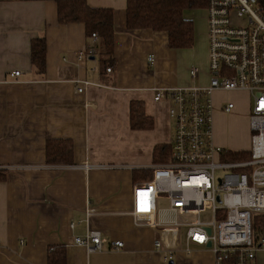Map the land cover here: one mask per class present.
Segmentation results:
<instances>
[{"label":"crops","instance_id":"crops-1","mask_svg":"<svg viewBox=\"0 0 264 264\" xmlns=\"http://www.w3.org/2000/svg\"><path fill=\"white\" fill-rule=\"evenodd\" d=\"M87 4L114 12L111 73L100 62L99 46L96 57L87 56L95 42L85 24H61L53 0H0V264H49L50 248L60 246L65 264H169L155 247L164 233L133 217V188L144 181L135 182L134 171L157 165L158 146L171 151L170 103L155 102V90L208 84L207 15L195 11L206 18L202 29L194 23L191 49L198 59L187 70L179 64L191 49H170L164 32L128 29L127 0ZM39 38L47 42L43 76L31 63V44ZM193 68L201 72L197 79L190 75ZM83 81L99 86L79 94ZM133 102L152 128H132ZM221 105L215 101L214 138L226 148L221 125L232 114ZM245 121L250 133L249 116ZM56 140L73 143L72 164H47L48 142ZM89 232L106 240L102 252L74 244ZM181 237L174 264H215L209 249L193 247L186 254L185 232ZM115 242H123V249L115 250ZM255 264H264V251Z\"/></svg>","mask_w":264,"mask_h":264},{"label":"built area","instance_id":"built-area-1","mask_svg":"<svg viewBox=\"0 0 264 264\" xmlns=\"http://www.w3.org/2000/svg\"><path fill=\"white\" fill-rule=\"evenodd\" d=\"M204 11L208 84L155 90V102L170 103L174 137L167 162L150 169L151 179L135 184L132 214L137 224L164 233L155 247L166 253V262L182 247L185 232L188 255L197 247L211 250L215 264H255L257 253L264 251V227L254 234L255 218L264 217V10L260 0H209ZM92 39L88 57L98 55V34ZM200 74L197 68L190 72L193 79ZM95 85L78 82L77 92ZM234 92L248 93L252 100L251 148L246 158L236 160L214 138V96ZM221 109L232 114L236 105L224 103ZM207 212L211 220L203 221ZM105 243L100 232L74 239L88 253L102 252ZM123 247L114 243L115 250Z\"/></svg>","mask_w":264,"mask_h":264},{"label":"trees","instance_id":"trees-1","mask_svg":"<svg viewBox=\"0 0 264 264\" xmlns=\"http://www.w3.org/2000/svg\"><path fill=\"white\" fill-rule=\"evenodd\" d=\"M58 6V18L61 24L82 23L86 26L88 38L99 36L100 62L107 68H113L114 12L110 9H94L87 0H53ZM209 0H127V27L130 31L151 30L168 34V46L172 50L193 48L195 44L194 22L185 18L188 11H204ZM264 10V0H260ZM47 42L44 38L35 39L31 44V63L39 76L46 73ZM132 128H152V122L145 118L140 103H132ZM74 146L70 141H49L47 146V164L70 165L73 163ZM170 155L168 146H158L154 154L155 164H164ZM247 153L234 152L229 155L233 160L246 158ZM151 171H134V180L151 179ZM264 227V217H256L254 234L258 236ZM65 247H52L49 250V264H65Z\"/></svg>","mask_w":264,"mask_h":264},{"label":"rangeland","instance_id":"rangeland-1","mask_svg":"<svg viewBox=\"0 0 264 264\" xmlns=\"http://www.w3.org/2000/svg\"><path fill=\"white\" fill-rule=\"evenodd\" d=\"M190 13L185 15V18H188L189 20L194 19V23L197 28L202 29L204 26V19L205 14L203 12H195V11H189ZM193 21V20H192ZM195 58L198 59V57H195L194 50H188L184 53L183 59L181 64L179 66L182 69H189L192 65L196 66L194 64ZM249 98L250 95L245 92L240 93H220L216 94L214 96V99L217 102H220L222 105L224 103L233 102L236 107L238 105V112H233L232 117H226V119L222 120L221 125V135L223 140L226 142V148L230 151H249L251 148V137L250 133L248 131V125L246 124V118H248L250 114V107H249ZM220 105V104H219ZM221 105V107H222ZM216 110V107H215ZM172 125V120L169 121ZM250 129V128H249ZM242 154V153H241ZM203 221L211 220V216L209 213L202 214Z\"/></svg>","mask_w":264,"mask_h":264},{"label":"water","instance_id":"water-1","mask_svg":"<svg viewBox=\"0 0 264 264\" xmlns=\"http://www.w3.org/2000/svg\"><path fill=\"white\" fill-rule=\"evenodd\" d=\"M210 246H211V245H209L208 247H210ZM169 264H174V262H173V261H170Z\"/></svg>","mask_w":264,"mask_h":264}]
</instances>
